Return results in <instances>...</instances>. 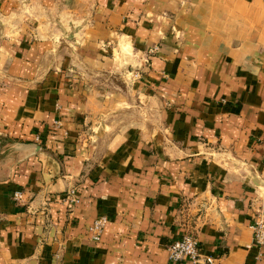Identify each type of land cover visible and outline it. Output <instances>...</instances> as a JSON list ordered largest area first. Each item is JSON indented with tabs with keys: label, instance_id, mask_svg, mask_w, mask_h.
Listing matches in <instances>:
<instances>
[{
	"label": "crops",
	"instance_id": "0c3cea01",
	"mask_svg": "<svg viewBox=\"0 0 264 264\" xmlns=\"http://www.w3.org/2000/svg\"><path fill=\"white\" fill-rule=\"evenodd\" d=\"M123 36L162 124L92 134L113 114L90 73ZM0 133L41 147L0 181V264H191L168 254L187 230L215 264H264V193L225 159L264 180V0H0Z\"/></svg>",
	"mask_w": 264,
	"mask_h": 264
},
{
	"label": "rangeland",
	"instance_id": "374dc122",
	"mask_svg": "<svg viewBox=\"0 0 264 264\" xmlns=\"http://www.w3.org/2000/svg\"><path fill=\"white\" fill-rule=\"evenodd\" d=\"M26 5L27 13H32L33 16H35V14L37 15L40 12L39 3ZM42 11L46 12L45 9ZM63 25H66V23ZM72 38L73 37L66 35L61 39L72 40ZM106 45V57L103 60L106 62V64L103 65L102 73H90V76L102 77L98 80L91 79V81L95 83L94 86H97L98 89L103 91V93H108L109 98L107 99V107L110 109L109 112L113 115H109L104 120L105 122H109L108 125H110V127L106 128L103 124V128L95 129V131L91 130V133H98L101 135L103 134V129L109 132L112 130L113 126H117L121 130L126 129L131 125H143L147 122H155L156 127H158L162 124V116L159 112L161 103L158 102V104L156 103L154 105V112L152 106L153 104L150 103V105H148L147 98H145L144 95L137 93V89L133 85V80H135L133 74L137 71H140L142 74L141 70L144 68L142 63H147L144 60L145 56L135 49L131 39L127 36L120 37L117 41H109L106 43ZM116 96H118L119 99H116ZM54 125L55 127H62V121L58 119ZM86 136H89V134ZM41 140L42 139L40 136L38 142L42 145L40 142ZM91 140L95 146L100 144L101 147L99 148V151L103 149V144H101V141L103 140L99 141L97 138ZM19 143H31V141L24 138L15 137L14 135H10L8 133H0V181H3L2 178L11 172L15 165L22 161H17V158H20L21 153L15 149V146H17ZM225 159L231 161L236 169H239L240 167L244 169L243 165L240 164L242 161L231 154L227 155ZM246 169H250V167L245 165V171L248 173ZM249 180L255 185L251 177H249ZM260 190L264 193V189Z\"/></svg>",
	"mask_w": 264,
	"mask_h": 264
},
{
	"label": "built area",
	"instance_id": "2783aa9c",
	"mask_svg": "<svg viewBox=\"0 0 264 264\" xmlns=\"http://www.w3.org/2000/svg\"><path fill=\"white\" fill-rule=\"evenodd\" d=\"M158 47L150 49L149 53L155 52ZM135 79L142 77L140 71L133 74ZM59 123V122H58ZM13 198L17 202H23L25 200L24 192L16 190L13 194ZM65 199L70 208H74L80 201L77 189H70ZM2 220V212L0 211V221ZM109 222L107 215H100L97 217L92 226L90 227L91 238L94 241H101L105 227ZM254 229V240L256 244L262 248L264 247V209L259 208L256 211L254 222L252 225ZM169 260L175 263L190 262L191 264H215L216 258L213 256H203L201 253V246L198 236L191 230H187L180 238L176 239L168 246ZM262 256V253L259 254Z\"/></svg>",
	"mask_w": 264,
	"mask_h": 264
},
{
	"label": "water",
	"instance_id": "95a60500",
	"mask_svg": "<svg viewBox=\"0 0 264 264\" xmlns=\"http://www.w3.org/2000/svg\"><path fill=\"white\" fill-rule=\"evenodd\" d=\"M41 147L40 145H36V144H32V143H19L17 144V146H15V149L20 151V158H17V161L19 160H23V158H25L28 154L32 153L33 151L31 150H39ZM235 162V161H234ZM243 165L244 169H245V165L246 163H240ZM248 171V176L251 177L255 183V185L260 188V189H264V180L257 174L255 173L253 170L250 169H246Z\"/></svg>",
	"mask_w": 264,
	"mask_h": 264
}]
</instances>
